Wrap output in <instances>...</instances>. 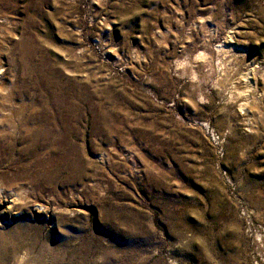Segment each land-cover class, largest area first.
Returning a JSON list of instances; mask_svg holds the SVG:
<instances>
[{
	"label": "rangeland",
	"instance_id": "374dc122",
	"mask_svg": "<svg viewBox=\"0 0 264 264\" xmlns=\"http://www.w3.org/2000/svg\"><path fill=\"white\" fill-rule=\"evenodd\" d=\"M0 66V264H264V0H0Z\"/></svg>",
	"mask_w": 264,
	"mask_h": 264
},
{
	"label": "bare ground",
	"instance_id": "6f19581e",
	"mask_svg": "<svg viewBox=\"0 0 264 264\" xmlns=\"http://www.w3.org/2000/svg\"><path fill=\"white\" fill-rule=\"evenodd\" d=\"M2 72H3V66H0V90L5 89L6 87V81H5L6 79H4V77L2 76Z\"/></svg>",
	"mask_w": 264,
	"mask_h": 264
}]
</instances>
